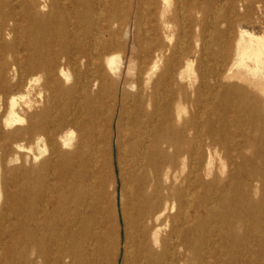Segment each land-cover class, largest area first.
Wrapping results in <instances>:
<instances>
[{"label": "rangeland", "instance_id": "1", "mask_svg": "<svg viewBox=\"0 0 264 264\" xmlns=\"http://www.w3.org/2000/svg\"><path fill=\"white\" fill-rule=\"evenodd\" d=\"M80 2L0 0V264H136L145 242L160 264H264V0H141L137 8L122 68L130 91V50L141 47L134 29L145 35L154 18L183 37L184 11L192 20L190 36L161 39L167 59L187 49L189 102L175 85L165 127L178 135L147 172L162 202L148 240L121 94L104 167L90 162L98 135H82L72 121L89 74L80 51L92 50L77 23ZM80 137L91 143L76 154Z\"/></svg>", "mask_w": 264, "mask_h": 264}, {"label": "bare ground", "instance_id": "2", "mask_svg": "<svg viewBox=\"0 0 264 264\" xmlns=\"http://www.w3.org/2000/svg\"><path fill=\"white\" fill-rule=\"evenodd\" d=\"M126 1L125 4V0H81L78 5L77 23L81 33L92 42V50L89 53L82 49L80 51L81 57L86 58L88 62L89 74L84 80L79 81L78 95L74 98L76 111L72 114L74 119L72 121L82 135L86 137L98 135L100 139L92 142L97 153L96 159L90 162H93L94 166L104 167L108 162L112 116L115 115L121 94L123 135L125 141H128L126 147L130 153L127 162L132 168L137 216L142 222L140 237L148 240V234L156 229L155 214L160 210L162 202L157 198L152 188V179L147 172L158 167L164 154L163 143L168 139H175L178 135L172 124L165 127V124L171 123L173 115L175 85L183 90L180 102L184 103L185 107L189 102L187 77L184 76L191 69L187 49L181 47L180 57L167 59L165 51H170V46L164 45L161 39L162 36L170 35L171 39L178 37L177 40L190 36L192 20L188 11H184L183 37L175 32L170 34V24L167 25L164 20L157 22L154 18L149 26L151 31L146 29V34L140 36L136 29L140 24L137 8L141 0ZM133 23L136 28L133 44L135 46L139 42L141 47L139 49L132 47L130 50L131 57L136 62L132 80L135 90L130 91L121 87V82L124 58L129 51L128 43L133 41L130 31V25ZM143 41L145 44L142 45ZM118 53L122 56L116 60L113 57ZM184 59L187 60L185 69ZM162 60L166 63L163 65L164 70L160 69ZM189 122V117L184 116L182 124L184 132L188 129ZM47 130L52 131L50 127ZM90 143L89 139L82 140L80 137L75 153L79 154L80 149ZM79 164L77 166H80ZM31 217H35L33 212ZM154 233L157 234L156 230ZM137 256L136 264H160L162 260V256L154 251L148 242L138 248Z\"/></svg>", "mask_w": 264, "mask_h": 264}]
</instances>
